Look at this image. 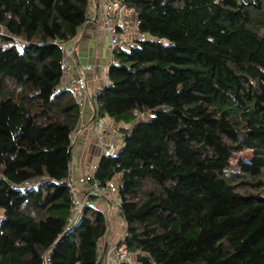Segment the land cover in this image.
Wrapping results in <instances>:
<instances>
[{
	"label": "trees",
	"instance_id": "16d2710c",
	"mask_svg": "<svg viewBox=\"0 0 264 264\" xmlns=\"http://www.w3.org/2000/svg\"><path fill=\"white\" fill-rule=\"evenodd\" d=\"M124 1L149 38L96 95L124 139L97 177L118 185L129 264H264V0ZM87 6L0 0V264H99L106 217L72 223L66 183L80 110L61 45Z\"/></svg>",
	"mask_w": 264,
	"mask_h": 264
},
{
	"label": "built area",
	"instance_id": "2783aa9c",
	"mask_svg": "<svg viewBox=\"0 0 264 264\" xmlns=\"http://www.w3.org/2000/svg\"><path fill=\"white\" fill-rule=\"evenodd\" d=\"M87 21L91 14L97 12L103 22V30L109 37L111 50V65L114 62V53L119 50L129 49L137 40H147L149 37L140 30L141 20L135 9L129 6L124 0H87ZM63 61V84L72 93L80 110V117L84 109V95L88 90V78L84 69L76 70L73 65L76 54L75 47L66 44L61 45ZM110 65V66H111ZM86 69H95V66H87ZM109 83V75L107 82ZM153 117V115H151ZM106 117L100 113L97 98L94 100L92 111V128L96 136L93 149L99 156L98 161L91 164L78 177H74L71 171L66 183L70 187L73 197L72 223L77 224L84 216L86 207L92 203V198H100L107 202L112 209L122 219V202L118 195L119 188L114 181L105 184L97 177L99 165L103 158L116 155L123 147L124 139L120 134L119 125L115 122L106 121ZM127 227V226H126ZM125 227V228H126ZM127 232L121 240H111L98 247L99 264H128L131 260V252L125 241ZM101 261V262H100Z\"/></svg>",
	"mask_w": 264,
	"mask_h": 264
},
{
	"label": "crops",
	"instance_id": "0c3cea01",
	"mask_svg": "<svg viewBox=\"0 0 264 264\" xmlns=\"http://www.w3.org/2000/svg\"><path fill=\"white\" fill-rule=\"evenodd\" d=\"M90 16L88 19L90 21L86 19L78 35L66 43L67 46L75 47L76 49L73 61L74 68L77 71L84 69V73L88 78V90L83 97L85 103L83 114L73 134L74 149L71 171L74 177H78L76 175H80L79 173L83 171L82 156L87 161V158L90 157L89 153L93 150L92 147L95 146L96 136L91 124L94 100L96 95L105 87L111 65L109 37L103 30L102 19L97 12ZM90 65L95 66V69H86ZM106 118V121L114 123L112 119ZM92 204L104 213L108 223L107 234L100 240V243L121 240L127 232L125 231L126 228L124 229L125 233L119 231L121 227H126L121 217L110 209L107 202L103 199L96 198ZM131 261L134 263L133 257H131Z\"/></svg>",
	"mask_w": 264,
	"mask_h": 264
},
{
	"label": "rangeland",
	"instance_id": "374dc122",
	"mask_svg": "<svg viewBox=\"0 0 264 264\" xmlns=\"http://www.w3.org/2000/svg\"><path fill=\"white\" fill-rule=\"evenodd\" d=\"M93 148V147H92ZM76 153V151H75ZM90 157L86 159L84 158V156H82V166H83V171L86 169H88V167H90L91 164L95 163L96 161H98L99 156L96 155V152L94 151V149L89 153ZM252 156V152L250 151H246V152H238L235 154L234 158H233V163L237 164L239 161L241 160H248L250 159ZM74 170V169H73ZM83 171H81L79 174H81ZM79 176V175H76ZM125 227H121V229L119 230L121 233L124 232ZM115 230V228H114ZM125 231H127V227L125 229ZM125 233V232H124ZM131 261V260H130Z\"/></svg>",
	"mask_w": 264,
	"mask_h": 264
},
{
	"label": "water",
	"instance_id": "95a60500",
	"mask_svg": "<svg viewBox=\"0 0 264 264\" xmlns=\"http://www.w3.org/2000/svg\"><path fill=\"white\" fill-rule=\"evenodd\" d=\"M110 68H111V66H110Z\"/></svg>",
	"mask_w": 264,
	"mask_h": 264
}]
</instances>
